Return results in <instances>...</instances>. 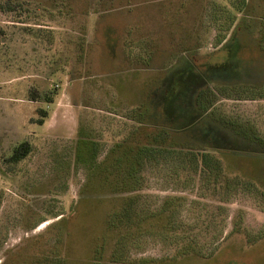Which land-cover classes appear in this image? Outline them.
I'll use <instances>...</instances> for the list:
<instances>
[{
  "label": "rangeland",
  "instance_id": "1",
  "mask_svg": "<svg viewBox=\"0 0 264 264\" xmlns=\"http://www.w3.org/2000/svg\"><path fill=\"white\" fill-rule=\"evenodd\" d=\"M10 1L13 10L0 11V264H29L65 250L71 262L72 255L84 258L107 203L94 205L95 211L92 201L82 200L90 165L77 163L82 137L98 143L102 159L116 142L130 133L134 138L136 105L153 111L151 120H165L159 111L164 84L182 85L187 57L193 55L196 72L243 20L227 44L231 63L215 79L260 85L218 86L213 112L234 125H253L264 139V18H243L232 0ZM219 36L225 37L221 44ZM35 91L53 102L34 97ZM39 109L48 112L43 125L37 124ZM24 141L33 150L15 164L10 157ZM196 148H175L146 164L141 204L156 211L170 199L172 226L130 238L128 262L264 264V160L206 152L217 160L218 173L189 162L191 155L177 161L191 152L200 160L204 152ZM188 240L198 244L200 256L174 259Z\"/></svg>",
  "mask_w": 264,
  "mask_h": 264
},
{
  "label": "trees",
  "instance_id": "2",
  "mask_svg": "<svg viewBox=\"0 0 264 264\" xmlns=\"http://www.w3.org/2000/svg\"><path fill=\"white\" fill-rule=\"evenodd\" d=\"M231 4L235 11L243 14V18H251L253 20L264 18V4L259 6V0H232ZM12 6L10 0L0 1V11H11L13 10ZM259 10H262L263 14H259ZM215 18L219 19V16ZM229 20L230 23H233V19ZM241 24H245L244 20L236 23L234 28L232 27L229 41L221 46L205 63H201L196 72L193 71L197 74L194 79L191 78L194 74L192 72L194 58L191 55L187 57L188 62L183 66V71H189L188 78L179 77L182 85L179 84L177 86V81L171 87L168 85L169 83L164 84L162 90V93H164L162 96L164 97L163 106L160 107L159 111L164 114L165 120H151L154 118V112L151 111L148 116V114H145V110H141V106L136 105L132 113L129 112L135 115V119H132L139 124L135 129L134 138L133 133H130L127 139L116 142L102 159H99L97 153L98 143L91 139L89 140L87 136L82 137L77 163L90 165L87 169V178L81 196L82 200L88 199L93 202L90 208L92 210L95 209V211H97V205L107 203V209L102 214L103 222L95 225L96 228L94 229L96 231L91 235L92 239L87 250L88 253L85 252L84 258H81L80 261L72 255L71 262L70 253L65 250L59 254L55 251L53 253L54 256L50 259H39L37 257L34 262L29 264H131L128 262L129 256L127 255L129 245L127 241L130 238L166 233L172 226L173 218L169 213L170 199L166 198L161 207L153 211L142 206L140 197L143 181L142 172L146 164L151 159L155 160L162 156L159 154H163V152L171 153L170 151L175 148L193 151L197 147L196 149L204 152L200 155V160L198 152L196 154L191 152L190 154H181L177 161L183 164L184 158H188L191 155L188 159L189 162L196 163L197 166L200 162L204 168L211 170V172L217 171V173L218 166L215 163L217 160H213L210 154L211 151L230 150L231 156L250 158V155H252L255 157L252 158L261 163L263 162L264 139L259 137L254 126L242 127L231 122H225L221 118L216 119L213 112L215 106L213 93L217 92L218 86H221L224 91L228 89L234 91L235 89H254L260 85L239 82L220 85L215 79L216 75L219 72H223V70H227V66L231 63V60L226 55L228 52L230 53L226 49L228 48L227 44L233 41L237 33L244 28L241 27ZM246 30L249 32L248 28ZM261 35L264 36V32ZM224 40L225 37L221 38L219 36L217 43L221 44ZM262 43H264V39L260 40V44ZM218 54L220 56H215ZM223 54L224 56H222ZM182 59H184V56ZM179 60L181 59L179 58L177 61ZM151 61L150 57V61L147 64V66H150L149 68H152ZM201 67H204L203 71L200 70ZM164 68L166 69L167 66H164ZM209 76H213L214 79L208 78ZM262 87L264 88V86ZM191 92L192 95L190 96ZM32 94H34V97L43 96V100L46 103L53 102L52 97L48 94L40 95L37 91L35 93L32 92ZM184 94H187V97ZM226 98L230 97L227 95ZM38 113L41 115V119L37 120V124L43 125L44 118L48 117V112L44 109H39ZM203 131L206 132L204 137L201 136ZM217 134L219 136L222 134L221 138ZM193 136L194 138H192ZM231 144L236 146V148L233 146L236 150L229 147ZM32 150V144L24 141L14 148L10 161L15 164L19 163ZM95 199L97 200L96 202L93 201ZM94 205L96 208H93ZM76 212L74 211V213ZM90 234L91 231H89ZM262 236L264 234L260 235V237ZM72 242V245L76 247L78 243L73 241V238ZM249 242L251 244L254 243V241ZM197 246L196 242L188 240L187 243L177 250L173 258L200 256ZM211 255L209 256L212 257L213 255ZM209 256L201 257L202 259L210 258ZM160 262L162 261L158 263ZM153 263L154 261L151 259L142 258L136 261L135 264Z\"/></svg>",
  "mask_w": 264,
  "mask_h": 264
}]
</instances>
